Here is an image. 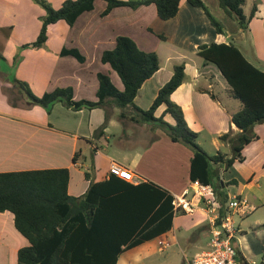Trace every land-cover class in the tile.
<instances>
[{
  "label": "crops",
  "instance_id": "obj_1",
  "mask_svg": "<svg viewBox=\"0 0 264 264\" xmlns=\"http://www.w3.org/2000/svg\"><path fill=\"white\" fill-rule=\"evenodd\" d=\"M49 1L58 7L65 0ZM203 1L222 23L224 33L217 32L205 11L188 0H182L178 13L169 19L158 15L155 4L136 9L118 6L104 14L107 1L96 0L94 8L80 14L73 25L65 20L51 24L45 47L26 48L23 46L35 40L41 30L44 9L35 0H0V58L6 60L0 59V172L65 167L70 172L69 195L81 198L90 193L97 216L81 222V212L75 206L71 217L75 225L69 253L77 252L75 259H110L109 251L97 256V250L88 246H125L147 234L148 239L124 249L116 264H163L168 260V247L179 242L177 230H182V238L192 246V253H185L182 264L208 250L210 225L201 211L170 216L171 227L165 231L173 200L163 191L175 196L190 186L194 150L184 142L173 141L159 126L121 119V109L110 102L80 110L56 102L48 112L43 105L30 101L22 82L36 96L56 87H72L75 99L96 101L98 74L104 73L122 90L120 76L102 61V55L115 47L118 36H129L142 50L157 52L160 60V68L138 90L135 104L150 108L160 88L171 79L174 66L184 63L186 77L172 93V100L182 107L186 122L198 133V143L205 151L231 155L230 144L219 136L238 130L232 114L242 108V102L231 95V86L218 74V66L216 70L215 63L198 55V47L235 42L248 60L264 70L259 63L264 61V0H246L247 15L257 6L247 29L224 11L219 0ZM149 28L161 32L165 39L152 36ZM63 48H77L85 60L61 55ZM18 54L21 60L13 64ZM162 106L160 110L165 109ZM107 109L111 117L106 133L95 137V131L106 121ZM131 111L128 108L127 112ZM254 131L258 139L244 148V161H235L228 169L216 165L225 191L233 189L228 198L244 196L253 207L246 216L235 217L232 244L239 264H264V123L255 125ZM113 161L128 167L133 178L125 180L111 174ZM162 207L165 211L158 217ZM164 240L168 245L160 244ZM29 244L16 228L14 213L0 212V264H19V251ZM81 245L85 247L79 252L75 248Z\"/></svg>",
  "mask_w": 264,
  "mask_h": 264
},
{
  "label": "trees",
  "instance_id": "obj_2",
  "mask_svg": "<svg viewBox=\"0 0 264 264\" xmlns=\"http://www.w3.org/2000/svg\"><path fill=\"white\" fill-rule=\"evenodd\" d=\"M35 1L44 7L46 13L42 17V27L37 38L25 44L23 47L26 48L45 47L48 40V27L51 24L65 20L69 25H73L80 14L94 8L96 0H65L59 8H54L48 0ZM106 1L107 8L104 14L118 6H129L136 9L144 5L155 4L158 15L162 19L174 17L182 2V0ZM188 1L194 6L201 7L217 32L224 33L222 23L211 13L203 0ZM219 3L228 15L239 21L244 29L248 28L257 10V6H254L251 14L247 15L244 11L246 0H219ZM160 36L165 39L164 35ZM61 55H73L80 61L85 60L84 55L77 48H63ZM198 55L218 66L231 86V95L242 102V108L232 114V122L238 130L231 129L219 136L222 141L230 144L231 155L221 151L211 155L205 151L198 143V133L193 131L186 122L182 107L172 100V93L186 77L184 63L174 66L171 79L160 88L150 108L143 109L135 104L134 99L138 90L160 68V60L157 52L142 50L129 36H118L115 47L104 51L102 55V61L109 63L120 76L124 84L122 90L118 89L110 76L104 73L98 74L99 98L96 101L75 99L72 87H56L41 96H36L27 83L22 82V84L26 87L30 101L43 105L48 112L56 102H62L73 110L107 106L110 102L121 109L119 114L121 119L129 118L138 123H150L161 127L173 141L184 142L192 147L194 154L191 158L190 180L212 184L221 203L225 205L228 193L225 191L221 172L216 165L221 164L224 169H228L235 161H244V148L258 139L254 127L264 123V70L248 60L235 42L203 43L198 47ZM15 60H21L19 54ZM212 97L216 98L214 94ZM162 105L165 109L160 116H157L156 112ZM128 108L132 109L130 113L127 112ZM166 114L171 116L174 123L165 119ZM110 117V111L107 109L106 121L95 131V137L105 135ZM69 178V169L65 167L0 172V212L6 210L13 212L16 228L30 241L28 246L19 251V264H116L118 255L124 249L138 245L137 243H140L143 238L148 239L146 234L135 240V243L125 246H88L97 250V256H101L102 252H112H107V256H111L110 259L100 257L95 261L75 259L77 252L69 253L72 245L71 228L75 225L71 217L76 210L75 206H78L77 210L81 212L79 213L81 222L85 220L90 222L97 215L93 213L95 203L90 193L81 198L69 195ZM163 192L168 200H173L174 196L167 195L166 191ZM168 200L167 204L170 202ZM78 202H81V208ZM164 208L158 209V217L165 211ZM170 216H174L173 212L166 217L165 231L171 227ZM84 247L81 245L75 249L82 252Z\"/></svg>",
  "mask_w": 264,
  "mask_h": 264
},
{
  "label": "built area",
  "instance_id": "obj_3",
  "mask_svg": "<svg viewBox=\"0 0 264 264\" xmlns=\"http://www.w3.org/2000/svg\"><path fill=\"white\" fill-rule=\"evenodd\" d=\"M109 172L125 180L133 178V172L116 161L111 163ZM172 204L174 216L201 211L207 216L210 225L211 249L203 250L186 264H239L232 237L235 233V217L246 216L253 209L246 197H229L223 205L212 184L195 180L182 194L173 197ZM160 244L166 246L168 242L164 240Z\"/></svg>",
  "mask_w": 264,
  "mask_h": 264
},
{
  "label": "rangeland",
  "instance_id": "obj_4",
  "mask_svg": "<svg viewBox=\"0 0 264 264\" xmlns=\"http://www.w3.org/2000/svg\"><path fill=\"white\" fill-rule=\"evenodd\" d=\"M49 1V0H48ZM52 1H56V0H52ZM50 2V1H49ZM37 3V2H36ZM51 3V2H50ZM40 7H42L43 9H44V7L42 6V5H40L39 3H37ZM52 4V3H51ZM23 5V4H22ZM53 6V5H52ZM54 7V6H53ZM60 6H58V7H54V8H59ZM33 12V11H32ZM44 13H46V11H45V9H44ZM38 17V16H37ZM149 30H150V32L153 34L152 36H156L157 38H160V39H162L161 38V36L160 35H163L161 32L160 33H154V31H153V29L152 28H149ZM164 40V39H163ZM0 59H2L3 60V62H6V60H5V58H0ZM78 59V58H77ZM79 60V59H78ZM16 61H17V63H19L20 62V60L18 61V60H15V59H13V64H15L16 63ZM80 61V60H79ZM260 62L259 63H261L260 64V66L261 67H263L264 68V61L263 60H259ZM213 66H216V70H217V65H213ZM217 72H218V74L220 75V76H222V74H221V72L219 71V69L217 70ZM225 99V98H224ZM226 101H228V99H226ZM228 104H230V102L228 101ZM162 107H164V106H162ZM161 108V107H160ZM160 108L157 110V112H156V115L157 116H160L161 115V113H162V111H163V109L164 108H162L161 110H160ZM165 119L167 120V121H170L171 122V117H170V115H166L165 116ZM157 126V125H156ZM113 146H111L110 147V150H111V152L112 153H114V148H112ZM115 154V153H114ZM116 155V154H115ZM233 191V189H229L228 190V188H227V190H226V192L227 193H230V192H232ZM177 233H178V236H179V242H177L176 244H174L172 247H168V249H167V251L166 252H168L169 253V255L167 256V258H168V260L167 261H165V262H163V264H182V262L186 259L185 258V253H189V254H191L192 253V251H191V249H189V248H191L192 246H189V243L187 242V241H185V239H183L182 238V234H183V232H182V230H177L176 231ZM205 248H209V247H207V246H205ZM209 249H211V247L209 248ZM208 249V250H209ZM257 261V260H256ZM257 263H260L259 261H257Z\"/></svg>",
  "mask_w": 264,
  "mask_h": 264
}]
</instances>
